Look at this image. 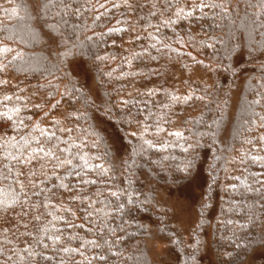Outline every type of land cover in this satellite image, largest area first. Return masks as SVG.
I'll list each match as a JSON object with an SVG mask.
<instances>
[{
    "label": "trees",
    "instance_id": "obj_1",
    "mask_svg": "<svg viewBox=\"0 0 264 264\" xmlns=\"http://www.w3.org/2000/svg\"><path fill=\"white\" fill-rule=\"evenodd\" d=\"M208 230L264 249V0H0V264H202Z\"/></svg>",
    "mask_w": 264,
    "mask_h": 264
},
{
    "label": "rangeland",
    "instance_id": "obj_2",
    "mask_svg": "<svg viewBox=\"0 0 264 264\" xmlns=\"http://www.w3.org/2000/svg\"><path fill=\"white\" fill-rule=\"evenodd\" d=\"M189 189V194L183 191L179 195L175 196L174 199H171V203L174 207H176V215L178 218L179 225L185 234L190 229L191 225L195 222L197 217V212L195 210L194 202L199 197L198 193V185L194 189V192ZM177 200V201H176ZM210 231L208 230L205 234V254L202 257V264H215L212 253L209 248L210 244ZM258 252V253H257ZM253 257H251L244 264H252L254 260H257L256 257H260V255L264 256V249L257 251ZM256 256V257H255ZM252 259V261H251ZM264 263V261H263Z\"/></svg>",
    "mask_w": 264,
    "mask_h": 264
},
{
    "label": "snow or ice",
    "instance_id": "obj_3",
    "mask_svg": "<svg viewBox=\"0 0 264 264\" xmlns=\"http://www.w3.org/2000/svg\"><path fill=\"white\" fill-rule=\"evenodd\" d=\"M37 143L39 144L40 143V141H37ZM39 152L40 153H44V155H50V156H54L55 155V153L51 150V149H49V150H45V148L44 147H40L39 148ZM42 158V157H41ZM32 162V160L30 159L29 161H28V163H31ZM13 203H15V201L13 202ZM11 205H8V207H10Z\"/></svg>",
    "mask_w": 264,
    "mask_h": 264
}]
</instances>
